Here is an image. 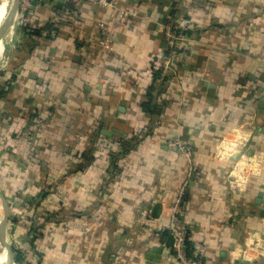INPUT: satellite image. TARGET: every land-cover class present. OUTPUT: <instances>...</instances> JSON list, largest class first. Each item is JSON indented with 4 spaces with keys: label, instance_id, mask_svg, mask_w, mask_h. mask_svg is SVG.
<instances>
[{
    "label": "crops",
    "instance_id": "0c3cea01",
    "mask_svg": "<svg viewBox=\"0 0 264 264\" xmlns=\"http://www.w3.org/2000/svg\"><path fill=\"white\" fill-rule=\"evenodd\" d=\"M45 1L0 46L13 261L176 264L157 229L188 179L177 219L203 263L264 264V0Z\"/></svg>",
    "mask_w": 264,
    "mask_h": 264
},
{
    "label": "built area",
    "instance_id": "2783aa9c",
    "mask_svg": "<svg viewBox=\"0 0 264 264\" xmlns=\"http://www.w3.org/2000/svg\"><path fill=\"white\" fill-rule=\"evenodd\" d=\"M45 0H18L17 17L19 20L25 19L26 13L37 3H43ZM72 3L78 4L81 2H88L99 7L109 6L108 0H71ZM26 21V20H24ZM99 45L105 50L109 51L112 48V29L109 25L100 23L99 25ZM172 147L178 149V151L188 161V175L187 178L194 174L193 157L191 147L187 144H183L180 141H175L171 144ZM188 184V179L184 180L181 189L179 191L178 198L175 201V205L172 209L173 219L171 223L166 227H159L157 232H166L173 236L174 245L172 247L173 259L176 264H204L202 261V255L197 254L194 249L190 248L188 231L182 227L178 222L177 215L179 212V205L182 201L184 189Z\"/></svg>",
    "mask_w": 264,
    "mask_h": 264
},
{
    "label": "water",
    "instance_id": "95a60500",
    "mask_svg": "<svg viewBox=\"0 0 264 264\" xmlns=\"http://www.w3.org/2000/svg\"><path fill=\"white\" fill-rule=\"evenodd\" d=\"M46 2V1H45ZM17 9H18V0H11V4L8 8V11H7V15L3 21V23L0 25V38L1 36L4 35V33L6 32L7 30V27H8V23L10 22V20L12 19V17L14 15H16L17 13ZM0 199L3 200V197L0 195ZM6 217L2 220V226H3V235L1 234L0 238L3 240V242L6 240V226H7V220L9 219V213H8V210H7V207H6ZM167 247H170L172 248L173 245H174V238L172 235H169L167 237ZM7 248V251L10 255V258H11V261L12 263H15L13 261V258H12V251H11V245H7L6 246ZM161 254H162V250L160 248H156L154 249L153 253H149V256L150 258L148 259L150 262L152 263H155V264H160V260H161Z\"/></svg>",
    "mask_w": 264,
    "mask_h": 264
},
{
    "label": "bare ground",
    "instance_id": "6f19581e",
    "mask_svg": "<svg viewBox=\"0 0 264 264\" xmlns=\"http://www.w3.org/2000/svg\"><path fill=\"white\" fill-rule=\"evenodd\" d=\"M2 2V3H1ZM0 3H1V7H0V25L3 23L6 15H7V11H8V8L11 4V0H0ZM11 21V20H10ZM10 28V27H9ZM13 28V27H12ZM11 28V29H12ZM1 41H2V36L0 38V46H1ZM6 258L8 259V255L6 254ZM3 257L1 255L0 257V261H2ZM3 263V262H2ZM9 264H16V263H12L11 259H9Z\"/></svg>",
    "mask_w": 264,
    "mask_h": 264
},
{
    "label": "trees",
    "instance_id": "16d2710c",
    "mask_svg": "<svg viewBox=\"0 0 264 264\" xmlns=\"http://www.w3.org/2000/svg\"><path fill=\"white\" fill-rule=\"evenodd\" d=\"M160 72H161V71H160ZM157 76H158V73H157L156 77H157ZM144 107H145V109H149L150 106H149L148 104H145ZM165 233H166V232H165ZM164 236H165V235H163V237H164ZM15 249H16V248L12 247V251H13L14 253H17V251H16ZM15 260H16L17 263H20V264H21V259H20L19 256H18V257L16 256V259H15Z\"/></svg>",
    "mask_w": 264,
    "mask_h": 264
},
{
    "label": "rangeland",
    "instance_id": "374dc122",
    "mask_svg": "<svg viewBox=\"0 0 264 264\" xmlns=\"http://www.w3.org/2000/svg\"><path fill=\"white\" fill-rule=\"evenodd\" d=\"M6 54H8V50L5 51L4 56H3L4 59H2V60H5V58H6L5 55ZM4 245L7 246V240L4 241ZM0 253H1V251H0ZM0 257H1V254H0ZM3 258H4V256H3ZM0 262L1 263L3 262L2 264H9V257H8V260L7 261L6 260H3V261H0Z\"/></svg>",
    "mask_w": 264,
    "mask_h": 264
}]
</instances>
